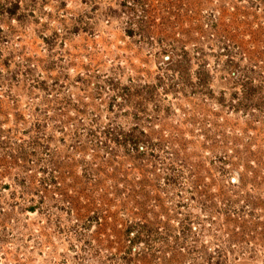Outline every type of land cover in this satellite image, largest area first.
Instances as JSON below:
<instances>
[{
  "label": "rangeland",
  "instance_id": "obj_1",
  "mask_svg": "<svg viewBox=\"0 0 264 264\" xmlns=\"http://www.w3.org/2000/svg\"><path fill=\"white\" fill-rule=\"evenodd\" d=\"M0 264H264V0H0Z\"/></svg>",
  "mask_w": 264,
  "mask_h": 264
},
{
  "label": "trees",
  "instance_id": "obj_2",
  "mask_svg": "<svg viewBox=\"0 0 264 264\" xmlns=\"http://www.w3.org/2000/svg\"><path fill=\"white\" fill-rule=\"evenodd\" d=\"M131 134H128L126 137H124V141H126L128 139V137H130ZM129 141V140H128ZM130 143L132 144V146L134 147L133 149L136 151L137 153V156H145L146 153H147V147L145 149L141 148L140 150L138 148H136V142L134 140H132V138H130ZM128 145V144H127ZM132 149V151H133ZM30 211H33V208H30ZM146 226H140V228L138 226H136V229H139L137 230L140 235L135 234L136 236H133L132 234V241H137V240H142L143 239V235H142V231L141 230H145ZM131 231H134L133 228H129ZM132 233V232H131Z\"/></svg>",
  "mask_w": 264,
  "mask_h": 264
}]
</instances>
